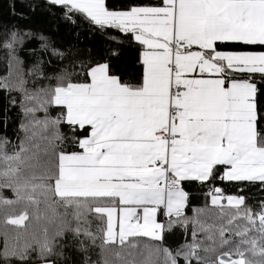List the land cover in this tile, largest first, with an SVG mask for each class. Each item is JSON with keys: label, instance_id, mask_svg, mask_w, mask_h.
Returning <instances> with one entry per match:
<instances>
[{"label": "snow or ice", "instance_id": "obj_1", "mask_svg": "<svg viewBox=\"0 0 264 264\" xmlns=\"http://www.w3.org/2000/svg\"><path fill=\"white\" fill-rule=\"evenodd\" d=\"M7 10L0 264H264V197L247 195L264 192V0H9ZM37 10L100 46L15 22ZM125 47L131 60L114 62ZM186 184L212 185L191 217ZM176 228L191 239L165 246Z\"/></svg>", "mask_w": 264, "mask_h": 264}, {"label": "trees", "instance_id": "obj_2", "mask_svg": "<svg viewBox=\"0 0 264 264\" xmlns=\"http://www.w3.org/2000/svg\"><path fill=\"white\" fill-rule=\"evenodd\" d=\"M115 2H120V0H115ZM8 3L9 0H0V17H2L5 21H11L12 18L8 14ZM109 3H113V0H109ZM20 6L18 4V10ZM26 11V9H25ZM20 23H28L31 26L43 29L46 33L52 35L58 42L62 44H77L81 48H93L97 49L101 44V38L98 35H92L88 31L81 29L80 35L77 37L75 32L77 31L74 28H70L68 25L59 21V19L55 16L48 14L42 10H37L35 13L30 14V19L28 21H15ZM121 56L118 60L114 61L116 63H126L131 60L134 53L129 50L127 47L121 49ZM4 101L0 99V108L3 107ZM13 125L9 123V131L8 135L11 136V129ZM3 130L0 129V132ZM216 187L223 188L226 195L235 194L238 189L236 186L232 184H228L226 182H221L219 180L214 182ZM212 187L209 185H199V184H186L185 190L189 191V203L185 209V215L191 217L193 215V209L204 208L206 204L210 205V198L207 196L209 188ZM6 195H10V193H5ZM247 195L252 197H264V192H258L255 188L251 189L247 193ZM253 201L250 200L249 203ZM212 213L207 212L205 214L204 219L207 222L211 223L210 217ZM191 239V229L189 228V232L185 235L184 230L181 228H176L172 233L166 235L165 246L168 247H176L179 244L185 242V240Z\"/></svg>", "mask_w": 264, "mask_h": 264}, {"label": "bare ground", "instance_id": "obj_3", "mask_svg": "<svg viewBox=\"0 0 264 264\" xmlns=\"http://www.w3.org/2000/svg\"><path fill=\"white\" fill-rule=\"evenodd\" d=\"M161 219L163 220V219H165L164 217H161Z\"/></svg>", "mask_w": 264, "mask_h": 264}, {"label": "crops", "instance_id": "obj_4", "mask_svg": "<svg viewBox=\"0 0 264 264\" xmlns=\"http://www.w3.org/2000/svg\"><path fill=\"white\" fill-rule=\"evenodd\" d=\"M161 219V217H159Z\"/></svg>", "mask_w": 264, "mask_h": 264}]
</instances>
